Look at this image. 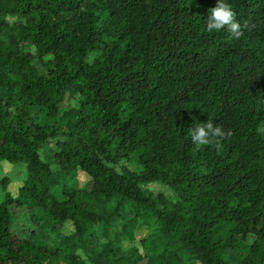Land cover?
Listing matches in <instances>:
<instances>
[{
    "label": "trees",
    "instance_id": "16d2710c",
    "mask_svg": "<svg viewBox=\"0 0 264 264\" xmlns=\"http://www.w3.org/2000/svg\"><path fill=\"white\" fill-rule=\"evenodd\" d=\"M230 2L239 39L206 31L218 0H0V162L28 174L0 264H264V0ZM208 120L219 151L191 142Z\"/></svg>",
    "mask_w": 264,
    "mask_h": 264
},
{
    "label": "rangeland",
    "instance_id": "374dc122",
    "mask_svg": "<svg viewBox=\"0 0 264 264\" xmlns=\"http://www.w3.org/2000/svg\"><path fill=\"white\" fill-rule=\"evenodd\" d=\"M11 24L15 22L14 19H10ZM14 36H18L17 32L15 31H8L4 30L2 32V37L5 41V46L11 48L12 47V38ZM29 51L35 52L34 48L29 47ZM39 70L41 72H46V70L39 64H37ZM78 103V99H75L72 102V106H76ZM62 106H66V104H62ZM52 148L56 149V145L52 143ZM140 154L137 153L134 155V160L130 164V166L134 169H140L141 168V163L139 160ZM124 163H127L126 160L123 161ZM27 166L26 164H11L9 162H0V202L4 200L6 195L9 193L11 194L14 198H17L19 196V192L21 188L24 185V182L27 180ZM69 187L72 189L75 188H81V189H87L90 190L92 188V178L86 174L85 172L79 170L76 171L72 178L69 180ZM146 188L154 191V192H159L163 191L169 195L172 194V192L167 188L165 185L160 184V183H153L150 185H147ZM54 194L61 198L62 197V189L61 188H55L54 189ZM13 212L16 214L18 218V224H17V232L19 235L22 237H27L32 228L31 225L28 222L27 219V212L25 209H18L13 207ZM71 226L67 225L66 231L70 232ZM129 238L133 242H139L141 239L147 236L149 233L148 228L146 227H131L127 230ZM113 230L111 229H106L104 233V241L99 244L100 247H104L107 244V240L109 238L113 237ZM253 242V238H250V243ZM241 249L243 252L246 251L245 245L242 243L241 244ZM94 252V251H92ZM198 264V263H197Z\"/></svg>",
    "mask_w": 264,
    "mask_h": 264
},
{
    "label": "clouds",
    "instance_id": "9594fccd",
    "mask_svg": "<svg viewBox=\"0 0 264 264\" xmlns=\"http://www.w3.org/2000/svg\"><path fill=\"white\" fill-rule=\"evenodd\" d=\"M205 26L209 33L227 29L236 39L244 34L230 0H218L217 5L210 9ZM190 132L191 142L194 145H212L217 151L222 147L220 138L226 135L222 127L211 120L195 124Z\"/></svg>",
    "mask_w": 264,
    "mask_h": 264
}]
</instances>
